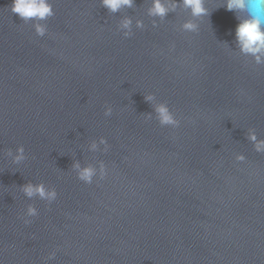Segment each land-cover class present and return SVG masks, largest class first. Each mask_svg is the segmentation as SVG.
<instances>
[{"label": "water", "instance_id": "1", "mask_svg": "<svg viewBox=\"0 0 264 264\" xmlns=\"http://www.w3.org/2000/svg\"><path fill=\"white\" fill-rule=\"evenodd\" d=\"M11 2L0 0V264H264V154L247 139H264V65L229 50L235 13L207 0L185 33L182 10L153 28L148 0L116 14L53 0L40 37ZM123 16L145 29L124 37ZM149 93L179 127L146 119ZM100 137L108 151H89ZM20 145L16 165L6 153ZM77 159L104 161L106 177L80 181ZM28 181L57 199L29 200ZM29 204L39 216L25 224Z\"/></svg>", "mask_w": 264, "mask_h": 264}, {"label": "clouds", "instance_id": "2", "mask_svg": "<svg viewBox=\"0 0 264 264\" xmlns=\"http://www.w3.org/2000/svg\"><path fill=\"white\" fill-rule=\"evenodd\" d=\"M101 5L108 10L110 14L120 13L124 9H133L136 7V0H100ZM147 16L152 18L151 25L156 28L160 23L166 21L170 13L184 11L189 14L179 25V31L185 33H198L203 18L210 15V9L207 7V0H148ZM220 7H225L227 11L234 12L238 24L235 28V49L228 45L230 51L238 53L243 57L251 58L252 62L261 66L264 65V0H221ZM10 11L18 14L23 23H33V27L38 36L44 37L48 33L47 20L55 15L53 0H12ZM146 25L143 19L133 20L132 16H123L118 23V30L124 37L128 38L134 35V29L143 30ZM145 99L152 104L153 112L146 114V119L151 120L153 113L155 119L161 126L179 127L181 120L172 111L169 104L164 101H158L154 93H149ZM111 106H106L104 115H112ZM247 139L252 143L257 153L264 154V139L259 138L255 129H248ZM101 145H104L103 151L107 152L109 145L105 137L99 140H93L88 145L91 152L101 151ZM11 157L16 165L21 164L27 159L25 148L20 145L15 152L9 149L6 153ZM237 161L243 162L246 156L243 153L236 155ZM72 169L76 172L77 178L86 183L92 184L94 179L99 176L103 179L107 175V166L104 161H99V167L94 164L82 165L77 159L72 164ZM20 190L29 200L38 198L52 204L58 197L55 187H49L44 182L33 183L28 181L20 186ZM39 216V209L35 204H29L23 213L25 224H31L32 219ZM56 252H51L47 259L53 260Z\"/></svg>", "mask_w": 264, "mask_h": 264}]
</instances>
